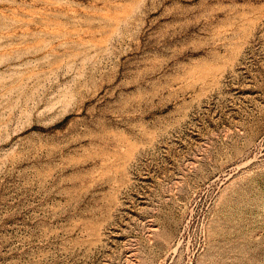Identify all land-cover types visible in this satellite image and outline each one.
Returning a JSON list of instances; mask_svg holds the SVG:
<instances>
[{"label": "rangeland", "instance_id": "rangeland-1", "mask_svg": "<svg viewBox=\"0 0 264 264\" xmlns=\"http://www.w3.org/2000/svg\"><path fill=\"white\" fill-rule=\"evenodd\" d=\"M0 264H264V0H0Z\"/></svg>", "mask_w": 264, "mask_h": 264}]
</instances>
